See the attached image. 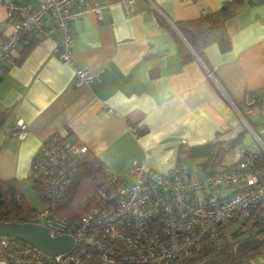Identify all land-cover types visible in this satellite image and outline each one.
<instances>
[{"label":"crops","instance_id":"obj_1","mask_svg":"<svg viewBox=\"0 0 264 264\" xmlns=\"http://www.w3.org/2000/svg\"><path fill=\"white\" fill-rule=\"evenodd\" d=\"M17 1L37 9L41 0ZM101 1L109 4L101 20L89 12L72 26L73 63L96 74L91 84L81 83L60 59L58 32L36 34L29 45L19 42L5 64L1 179L30 180L33 158L54 134L87 145L108 172L129 183L135 163L170 173L181 145L240 137L237 146H256L241 114L263 134L264 0H244L228 25L231 49L223 52L217 43L206 47L209 67L191 52L176 23L230 0H136L130 16L120 3ZM12 28L1 8L0 33ZM182 47L190 57H184ZM249 108L254 114L248 115ZM17 120L26 124L23 139L9 130ZM129 126L143 132L137 135ZM228 156L227 164L234 152Z\"/></svg>","mask_w":264,"mask_h":264},{"label":"built area","instance_id":"obj_2","mask_svg":"<svg viewBox=\"0 0 264 264\" xmlns=\"http://www.w3.org/2000/svg\"><path fill=\"white\" fill-rule=\"evenodd\" d=\"M114 1L128 16L135 11L136 0ZM152 5L163 14L156 4ZM108 6L101 0H41L35 9L17 0H0V9H6L13 25L10 33H0V77L19 42L36 34L58 32L60 59L71 65L81 83L91 84L96 74L73 63L72 26L89 12L101 20ZM247 113L254 114L253 108ZM241 115L256 146H237L232 163L203 177L196 175L187 161L177 162L168 174L135 163L131 169L133 181L119 182L115 196L105 191L91 195L89 211L77 221L59 216V205L73 184L79 158L89 148L54 134L40 147L31 166L32 180L41 186L44 207L5 221L43 225L53 237L71 235L74 245L66 252L48 254L0 234V264H88L82 257L83 247L95 250L99 264H169L189 255L206 239L218 237L234 243V231L245 227L253 207L264 198V129L260 134ZM129 127L138 135L136 127ZM9 130L19 139L27 135L23 120L12 123ZM110 174L116 182L119 176ZM16 198L20 201L21 195ZM234 224L238 228H233ZM79 249L82 252L78 253Z\"/></svg>","mask_w":264,"mask_h":264},{"label":"trees","instance_id":"obj_3","mask_svg":"<svg viewBox=\"0 0 264 264\" xmlns=\"http://www.w3.org/2000/svg\"><path fill=\"white\" fill-rule=\"evenodd\" d=\"M243 4L244 0H230L218 10L203 13L196 19L176 23L191 52L193 51L200 57L207 66L205 49L208 45L217 43L223 52L231 49L232 38L228 25L238 8ZM25 40L22 43L29 45L31 39L25 38ZM182 54L184 57L191 56L186 47H182ZM6 118L7 112L0 109V127L4 124ZM142 132L138 129V135ZM239 142H241L240 137L230 142L215 140L200 146L181 145L178 150L177 162L187 161L191 166L190 162L194 161L196 163L193 167L194 172L196 175L203 177L215 172L219 166L227 164L225 163L226 157L234 152ZM79 159L80 162L73 184L59 205V216L70 221L80 220L89 211L92 205L91 195L105 191L109 196H115L119 182L124 180L119 176L116 182H112L110 172L106 170L100 158L90 150ZM201 169H203V173ZM33 183L39 191L41 186L35 181ZM0 193L2 199V202H0V221L16 220L20 218L21 214H32L37 210L24 199L15 179L0 178ZM18 195H21L20 201L16 198ZM244 226L243 229L234 231L236 237L234 243L225 242L218 237L206 239L197 244L189 255L176 258L169 264H260L264 259V198L253 207L251 215L245 221ZM261 226L262 231H260ZM243 233H248L245 239L261 235L262 245L253 251L237 253L236 246L242 241H240L239 236ZM18 242L22 243L23 241L18 240ZM83 249L85 250L82 253L84 261L87 260L88 264H99L94 249L86 247H83ZM80 252L82 251L79 249L78 253Z\"/></svg>","mask_w":264,"mask_h":264},{"label":"water","instance_id":"obj_4","mask_svg":"<svg viewBox=\"0 0 264 264\" xmlns=\"http://www.w3.org/2000/svg\"><path fill=\"white\" fill-rule=\"evenodd\" d=\"M0 202L1 193H0ZM262 226L260 231H262ZM0 234L7 235L12 239L21 240L38 248L48 254H59L68 251L74 245V238L71 235H60L53 237L47 227L32 223L18 221H0ZM263 243L261 237L244 239L236 246V252L253 251Z\"/></svg>","mask_w":264,"mask_h":264},{"label":"rangeland","instance_id":"obj_5","mask_svg":"<svg viewBox=\"0 0 264 264\" xmlns=\"http://www.w3.org/2000/svg\"><path fill=\"white\" fill-rule=\"evenodd\" d=\"M3 131H4V128H3V130L1 132H3ZM250 136L254 140L253 135L250 134ZM254 142H255V140H254ZM230 157L231 156H228V160L231 159ZM190 164H191V167L193 169V167L195 166L196 163L194 161H191ZM4 167H5V165L2 164L0 166V169H3ZM201 170H202V173H203V169H201ZM19 184L23 188V190H25L26 197L28 199V202L31 205L36 206V209H38V210L44 207L45 204L42 201V198H41V196L39 194V191L34 187V183H33V180L31 178H30V180L29 179L25 180V181L23 180L22 182L19 181ZM238 226L239 225L234 224L233 228H238ZM247 236H248V233L240 234V236H239L240 241L245 239ZM244 264H248V263H244Z\"/></svg>","mask_w":264,"mask_h":264},{"label":"flooded vegetation","instance_id":"obj_6","mask_svg":"<svg viewBox=\"0 0 264 264\" xmlns=\"http://www.w3.org/2000/svg\"><path fill=\"white\" fill-rule=\"evenodd\" d=\"M261 235H259V237H260Z\"/></svg>","mask_w":264,"mask_h":264}]
</instances>
